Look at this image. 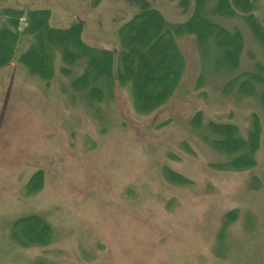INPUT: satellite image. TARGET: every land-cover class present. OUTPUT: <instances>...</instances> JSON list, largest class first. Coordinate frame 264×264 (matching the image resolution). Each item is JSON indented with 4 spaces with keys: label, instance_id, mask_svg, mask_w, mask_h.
<instances>
[{
    "label": "rangeland",
    "instance_id": "374dc122",
    "mask_svg": "<svg viewBox=\"0 0 264 264\" xmlns=\"http://www.w3.org/2000/svg\"><path fill=\"white\" fill-rule=\"evenodd\" d=\"M155 2L169 20L184 19L180 0ZM7 6L49 7L60 28L83 19L87 43L115 50L133 8L126 0H0ZM256 7L264 27V0ZM219 19L243 35L240 67L218 70L217 47L204 56L195 36H180L184 75L150 112L119 82L91 104L68 82L81 66L50 83L17 58L0 67V264H264V106L258 93L223 91L240 71L264 65V48L244 18ZM254 118L253 167L233 168L203 138L208 122H224L247 139ZM21 220L45 242L28 239Z\"/></svg>",
    "mask_w": 264,
    "mask_h": 264
},
{
    "label": "trees",
    "instance_id": "16d2710c",
    "mask_svg": "<svg viewBox=\"0 0 264 264\" xmlns=\"http://www.w3.org/2000/svg\"><path fill=\"white\" fill-rule=\"evenodd\" d=\"M94 2L97 4L99 0ZM126 2L133 8L131 17L118 27V50L87 43L83 36L87 25L83 19H78L68 28H60L51 25L53 11L49 7L0 8V18H4L0 21V67L11 64L17 58L30 73L50 83L58 71L69 79L68 76L81 66L76 79L68 82L77 94L85 96L91 104L105 99L114 84L119 82L133 87L140 99V110L150 112L158 108L160 104L157 103L184 75L185 59L177 42L178 37L195 36L204 56L211 43L221 55L215 67L234 72L241 64L244 38L241 31L230 30L218 21L221 17L239 16L247 21L255 39L264 48V27L255 15L256 0H180V10L186 14L182 15L183 20L175 21L165 16L155 0ZM23 15L28 24L19 30ZM235 90L240 97L258 93V99L264 106V65L257 64L252 69L240 71L223 86L225 94ZM199 112L192 120L195 128L201 127L203 122L202 118H198L199 123L196 124L197 117L201 116ZM260 127L254 118L247 139H243L234 124L208 122L203 138L214 149L230 156L233 168L245 169L255 165ZM24 223L20 225H29L27 232L31 235L27 236L28 239L45 242L44 239L37 240L41 233L37 226Z\"/></svg>",
    "mask_w": 264,
    "mask_h": 264
}]
</instances>
